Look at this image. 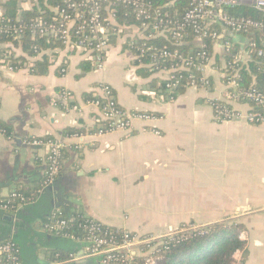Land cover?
I'll return each instance as SVG.
<instances>
[{
	"label": "crops",
	"instance_id": "crops-1",
	"mask_svg": "<svg viewBox=\"0 0 264 264\" xmlns=\"http://www.w3.org/2000/svg\"><path fill=\"white\" fill-rule=\"evenodd\" d=\"M23 1V10H30L34 0ZM130 34L114 39L103 66L88 72L80 68L86 60L80 50L49 52L54 55L46 72L35 74L31 67L42 54L30 58L8 46L25 62L10 70L0 60V122L10 131L9 137L0 133V199L18 189L33 192L43 177L44 151L27 142L58 138L67 146L51 188L31 205L0 211V242L17 245L21 264H62L68 254L78 264H97L82 243L43 230L54 210L139 236L161 235L197 216L187 200H220L217 211L203 202L200 213L221 214V226L235 231L242 243L233 254L235 262L264 264V124L216 122L210 106L228 101L224 44L246 66L253 58L246 45L249 37L221 26L207 72L209 87H188L168 102L159 89L164 73L135 65L130 42L136 35ZM102 85L111 88L123 109L156 120L135 123L129 135L91 136L75 150V142L64 139L63 132H91L101 122L98 110L86 102L100 96ZM64 91L71 93L70 100L60 97ZM233 106L246 110L245 105ZM172 200H185L182 212Z\"/></svg>",
	"mask_w": 264,
	"mask_h": 264
},
{
	"label": "built area",
	"instance_id": "built-area-1",
	"mask_svg": "<svg viewBox=\"0 0 264 264\" xmlns=\"http://www.w3.org/2000/svg\"><path fill=\"white\" fill-rule=\"evenodd\" d=\"M105 1L107 0H85L86 4H90L87 12V26L82 23L83 16L76 11V5L71 4L67 7L72 9V15L64 9H53L52 12L58 14L61 21L48 23L40 18L35 19L29 25L31 37L34 38L35 35L39 34L60 42L69 51L71 49L80 50L85 53L86 60L94 63L96 68H101V56L111 46L109 38L113 36L102 25L101 20L108 22L118 30L115 36H121L123 32H128L129 35H131L130 33L136 35L135 40L150 41L167 32L171 35L170 40L173 46L183 44L185 35L181 33L182 26L164 20L168 15L163 10L166 7L171 8L178 0H165L162 7H158L153 11L140 0H116L130 6L134 18L142 20L138 26L132 25L129 27H119L115 24L111 16L112 9L110 6L103 8L100 6V2ZM239 7L251 8L264 17V0H188L182 18L193 25L196 38L192 43L199 48V51L183 55L179 54L177 50L170 53L165 50L158 51L152 46L142 45L141 49H136L139 54L134 56L135 62H139L146 54H149L153 62H156L158 58L162 59L169 56L177 59L168 68L156 71L165 75L163 82H165L166 94L178 87L181 80V75H177L178 72L198 73V78L194 76L191 78V87L207 89L210 85L207 72L212 69V55L205 50L206 46L203 44V39L209 38L215 45L221 37V34L208 30L210 24L213 23L220 24L224 29L234 34L249 36L251 33H260L261 46L258 45L255 39L248 38L247 48L252 56L264 59V21L234 18L228 14V10ZM101 10L105 13L102 18L100 15ZM17 22L20 23L19 20ZM86 28H89L88 34L84 33ZM21 29V24L14 29L17 38L18 34L21 33ZM71 30H76L74 34L80 36L77 42L72 41ZM87 46L90 48L88 49ZM224 46L229 54V61L223 67V77L229 88V95L227 102L213 101L210 103L215 121L244 122L251 125L264 124V90H238L239 76L235 68L238 63L237 56L229 51L230 44L228 42ZM153 62L147 66H156V63ZM61 72L63 73V70ZM98 92L100 96H97L95 100L87 101L86 104L97 109L101 116V123L107 124L97 126L94 133L84 132L64 136V139L75 142L73 143L75 150L81 148L85 139L91 136L98 137L113 132L131 133L134 128L133 123L143 124L156 120L153 115L148 113H129L121 109L113 96L111 88L107 85L99 86ZM60 97L65 101L70 100L71 93L64 91L60 94ZM166 98L168 102L174 100L172 97ZM236 104L245 105L246 110L235 108L233 105ZM151 132L158 134L154 130ZM27 145L44 151L45 170L41 191L51 188L62 170L63 155L67 145L59 139L52 138L32 140L27 142ZM34 202V198H27L12 191L5 198L0 199V211L14 212L18 208L31 205ZM77 219L82 221L78 226L83 232V237L78 239L66 233L70 225L76 222ZM104 228L105 226L102 224L84 216L65 217L58 209L51 213L48 221L43 225L44 231L82 243L86 255L97 259V264H136L134 263L136 256L142 257V264H166L165 257H160L158 254L170 251L181 242L186 241L190 232H197L204 227L196 230L183 227L161 235H150L144 239L126 230H120V235L114 238ZM199 233L200 235L204 234L203 231ZM141 247H146V250H141ZM0 264H21L19 249L13 241L0 242ZM62 264L78 263L73 254H68Z\"/></svg>",
	"mask_w": 264,
	"mask_h": 264
},
{
	"label": "trees",
	"instance_id": "trees-1",
	"mask_svg": "<svg viewBox=\"0 0 264 264\" xmlns=\"http://www.w3.org/2000/svg\"><path fill=\"white\" fill-rule=\"evenodd\" d=\"M143 4L147 6L151 11L155 10L158 7H162L165 3V0H140ZM23 0H6L1 6L2 15L0 17V60H2L3 64L11 69L18 70L22 68L23 62L25 60L23 58L15 57L10 53L9 45H13L15 48H19L23 54L27 57L33 58L42 54L41 61H37L31 67L32 71L35 74H42L46 72L47 68L50 65V57L48 55L49 52L55 53L59 50L64 49V46L61 45L60 42L49 38L43 37L39 34L35 35L34 38L31 37V32H29V25L32 24V21L35 19H42L48 23H58L61 19L58 17V14H54L52 12L53 9H64L70 15H72L73 11L69 7V5H76V11L83 16L82 23L87 26L88 22V9L90 4H86L85 0H34L32 3V7L30 10H23L22 4ZM188 0H178L174 6L171 8L166 7L163 11L168 15L167 18H164L165 21H168L171 24H176L178 26H182L181 33L185 35V39H183V44L180 46H173L171 39V35L165 32L163 35L158 36L150 41L144 40H135L131 42V50L132 53L137 56L139 54L136 49H141L142 45L152 46L156 50H165L172 53L174 50H177L179 54L188 55L193 54L199 51L192 42L196 38V34L194 33V27L191 23L184 20L183 15L184 11L187 8ZM101 8L110 6L112 9L111 16L115 21V24L119 27H129V26H138L141 21L134 18V14L132 13V8L126 4H122L116 0H107L105 2H100ZM228 14L234 18H248L254 21H264V17L260 15L255 10L248 7H239L232 10H228ZM101 18L105 16V13L100 11ZM175 16V17H174ZM19 20L20 23L17 22ZM102 25L105 26L109 30L110 36L109 42L110 44L114 43V39L118 37L115 36L117 33V29L111 26L108 22L101 20ZM21 24L22 29L21 33L18 34V38L14 34V29ZM202 26V25H201ZM221 29L220 24L213 23L210 24L208 30L211 32L219 33ZM76 30H71L72 41L77 42L80 39V36H76ZM89 28L85 29V34H88ZM249 38H253L256 40L259 46H261V34L258 32L251 33L248 36ZM203 44L206 46L205 50L209 54H213L214 43L209 39H203ZM89 49L90 47L87 46ZM76 49H71L69 53H75ZM82 52V51H81ZM177 61L176 58H172L171 56L166 58H158L156 62H153L149 54L144 55L139 62H135V65L141 67L140 70H147L149 73H155L158 70H162L168 68L170 65ZM156 63V66H147L150 63ZM95 64L84 60L80 64V68L83 72L90 71ZM237 72H238V90L241 91H263L264 90V59H259L253 56V58L245 65L240 63L236 64ZM63 72L65 70L63 69ZM177 75H181V80L178 84V87L168 94L165 93V82L161 83L160 91L163 92L164 96L172 97L175 99L182 91L186 90L188 87H191V78L194 76L196 78L199 77L198 73L195 72H178ZM114 96V93H113ZM115 97V96H114ZM93 98L91 100H95ZM90 100V99H89ZM90 100V101H91ZM107 123H99V125H106ZM95 126V128H97ZM95 128L90 132L94 133ZM0 133L6 137L10 136L9 128L0 122ZM65 136L84 133L81 130H73L67 129L63 132ZM48 139V138H46ZM42 181L43 177L40 180L39 184L36 186L35 190L31 193H26L21 189L15 190V192L22 194L27 198H38L42 189ZM77 216V215H73ZM82 216V215H80ZM82 222L77 219L76 222L72 223L70 227L67 229L66 233L70 234L74 238H82L83 232L79 228L78 224ZM185 227L181 225L179 229ZM112 237L116 238L120 235V230L105 227L104 228ZM200 231H203L204 234L200 235ZM237 234L234 230L228 229L221 225H214L212 227L203 228L197 232H190L187 235V240L181 242L175 248L171 249L168 252H161L158 254L160 257H165L166 264H231L233 254L242 248V243L237 239ZM150 235H142L141 239L147 238ZM212 243V244H211ZM141 250L145 251L146 247H141ZM184 254H187L188 257L193 256L189 260L182 259L185 257ZM68 256V255H67ZM182 257V258H181ZM67 257H65L66 259ZM97 261V259H96ZM134 263L142 264V257L136 256Z\"/></svg>",
	"mask_w": 264,
	"mask_h": 264
},
{
	"label": "rangeland",
	"instance_id": "rangeland-1",
	"mask_svg": "<svg viewBox=\"0 0 264 264\" xmlns=\"http://www.w3.org/2000/svg\"><path fill=\"white\" fill-rule=\"evenodd\" d=\"M109 48H108V50H109ZM108 50L106 51V53L104 55L102 54V56H101V62H102L101 67L104 64V60H105V57L107 55ZM118 106H119V104H118ZM120 108L123 109L122 107H120ZM123 110H125V109H123ZM125 111H127V110H125ZM127 112H129V113H138V112H131V111H127ZM139 113H145V112H139ZM135 123H139V122H135ZM135 123H133V127H134V124ZM106 134H110V133H106ZM106 134H103V135H106ZM124 134L129 135L130 133H124ZM56 139H58V138H56ZM172 201L175 202V204L177 205L178 211L179 212H182L183 208L181 207V205H182V203L185 202V200H172ZM219 201L220 200H195V199H193V200H187L188 207L190 206V204H193L194 205V209L197 210L198 212H197V216H194L193 217L194 218L193 220L188 219V221L184 224V226L187 227V228H189V229L196 230V229L202 228V227L207 228V227H212L214 225H221V214H214V213H212V214H206V213L205 214H201L200 213V209L202 207L201 204L203 202H205V204L206 203H209L210 204V207L208 206L209 207V210L217 211V209L219 207V205H218ZM184 255H185V257H183V258L181 257L182 259L189 260V258L191 259L193 257V256L188 257L187 254H184ZM238 260H239V258L236 259V262H235L234 259H233V257H232V263L231 264H239L240 261H238Z\"/></svg>",
	"mask_w": 264,
	"mask_h": 264
},
{
	"label": "water",
	"instance_id": "water-1",
	"mask_svg": "<svg viewBox=\"0 0 264 264\" xmlns=\"http://www.w3.org/2000/svg\"><path fill=\"white\" fill-rule=\"evenodd\" d=\"M248 44V40L246 41V45Z\"/></svg>",
	"mask_w": 264,
	"mask_h": 264
}]
</instances>
